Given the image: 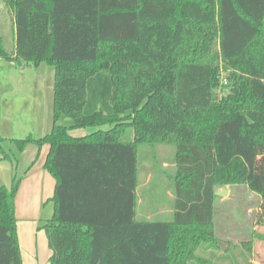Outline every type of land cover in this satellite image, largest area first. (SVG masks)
Returning <instances> with one entry per match:
<instances>
[{
  "label": "trees",
  "instance_id": "obj_1",
  "mask_svg": "<svg viewBox=\"0 0 264 264\" xmlns=\"http://www.w3.org/2000/svg\"><path fill=\"white\" fill-rule=\"evenodd\" d=\"M5 3L15 47L7 51L0 28V60L50 66L55 84L49 133L0 136L13 167L11 186L0 182V264H24L16 198L45 145L56 180L54 214L39 227L50 264H213L200 252L219 248L224 186L258 194L264 226V0ZM63 115L98 130L73 137ZM29 146L37 154L21 170ZM164 146L174 160L143 162Z\"/></svg>",
  "mask_w": 264,
  "mask_h": 264
},
{
  "label": "rangeland",
  "instance_id": "obj_2",
  "mask_svg": "<svg viewBox=\"0 0 264 264\" xmlns=\"http://www.w3.org/2000/svg\"><path fill=\"white\" fill-rule=\"evenodd\" d=\"M6 14H8V7L5 0H0V23L2 22L5 26L6 49L11 51L13 47V34L11 32L13 22ZM217 50L219 51V48ZM219 66L221 86L217 93L222 97L227 93L224 88L227 71H225L222 62ZM54 74L55 69L44 64L35 68L18 67L14 63L0 62V86L3 88L6 97L12 101L11 108L13 110H11L13 126L9 121L5 122L2 137L9 136L22 139L26 138L29 133L35 137H42L51 130L52 120L47 123L49 111L45 106L44 93L50 88L51 78L54 81ZM21 79L24 81H20ZM13 84L16 86L14 96L6 89L7 86L13 87ZM222 85L225 86L222 87ZM52 92L54 96V90ZM24 99L27 101L24 102ZM40 102L42 103L41 107ZM58 123L66 126L73 137H83L98 130L94 127L72 128L74 121L66 115L61 116ZM159 149L169 153L166 155L159 154V156L158 153H146V155L141 156L143 162L147 158V160H152L158 163L159 167H162L164 159L169 163L174 160L175 152L172 153V150H175L174 147L164 146ZM146 179V173L142 172L141 183L142 181L145 182ZM223 190L227 191V196H217L215 202V233L219 241V248L207 246L200 252V255L213 264H264V239L259 238V235L264 236V226L258 223L262 198L244 184L224 186L217 193H221ZM46 223L43 222L42 227ZM40 231L42 235L39 237H36L35 231L26 236L29 243L28 247L36 248L37 246L38 251L46 255L44 260L48 263L45 262V264H50L52 251L49 247L47 234L45 230ZM23 239L25 240L24 234Z\"/></svg>",
  "mask_w": 264,
  "mask_h": 264
},
{
  "label": "crops",
  "instance_id": "obj_3",
  "mask_svg": "<svg viewBox=\"0 0 264 264\" xmlns=\"http://www.w3.org/2000/svg\"><path fill=\"white\" fill-rule=\"evenodd\" d=\"M6 15H9V19H12L13 22V27L11 32L13 34L12 49H14L15 47L14 14L12 10L8 8V14ZM0 28L4 37L6 38L5 26L4 24H2V22L0 23ZM20 81H24V79H21ZM49 84H50V88L46 90L44 93V102H46L45 106L46 109L49 111V115L47 117V123L52 120V124H51V129H52L54 124L53 121L54 96L52 91L54 90L55 74H54V81L53 78H51ZM13 85H14L13 87L7 86L6 89L9 90V93H13L14 96L16 91V86L15 84ZM2 89L3 88H1L0 86V134H1L0 136H2V130L5 125V122L9 121L11 126H13V118L11 114L12 101L6 97V94H4ZM23 101L26 102L27 99H24ZM13 103H15L14 100ZM39 105L41 107L42 103L40 102ZM13 116H14V112H13ZM47 133H45L44 135H46ZM30 134L32 133H29L28 135ZM6 138H16V137L8 136ZM49 152H50V146L45 145L42 148L39 159L35 164L34 168L32 169L31 173L22 182L16 198L17 231L20 240L22 258L24 264H45L46 262V260H44V257L46 258V255L40 253L38 251L37 246L36 248L28 247L29 243L26 240V236L30 235L31 233H34V231L36 232V237L42 235V232L40 231L39 227H42L43 222H48L49 220H51V217L54 214V203L52 199L55 193L54 188L56 186V180L44 168ZM36 154H37V148L34 146H29L26 149L21 159V170H25L29 166V164L34 160ZM164 166L167 167L168 164H164ZM12 177H13V167L11 163L8 161H2L0 158V182L5 186L10 187L12 182ZM149 181H150V176L147 177L145 183L147 184ZM169 196L170 199L173 198V195L170 193ZM23 234L25 235V240L23 239Z\"/></svg>",
  "mask_w": 264,
  "mask_h": 264
},
{
  "label": "water",
  "instance_id": "obj_4",
  "mask_svg": "<svg viewBox=\"0 0 264 264\" xmlns=\"http://www.w3.org/2000/svg\"><path fill=\"white\" fill-rule=\"evenodd\" d=\"M217 196L225 197V196H227V191L226 190H223V192L217 193Z\"/></svg>",
  "mask_w": 264,
  "mask_h": 264
}]
</instances>
